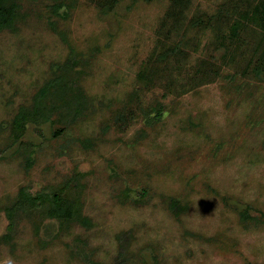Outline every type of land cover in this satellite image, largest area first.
Masks as SVG:
<instances>
[{
  "label": "rangeland",
  "instance_id": "rangeland-1",
  "mask_svg": "<svg viewBox=\"0 0 264 264\" xmlns=\"http://www.w3.org/2000/svg\"><path fill=\"white\" fill-rule=\"evenodd\" d=\"M226 1L190 0L165 40L179 44L156 66L172 71L167 97L143 72L165 52L172 0H125L108 13L96 0L23 1L18 31L0 34V238L22 187L34 194L77 173L92 224L62 231L45 219L37 231L22 216L12 242L0 241V264H264V81L220 65L214 32L194 23ZM201 60L223 75L195 84ZM62 75L76 78L87 108L56 101L14 138L19 110ZM156 106L161 118L147 122ZM142 192L145 203L124 197Z\"/></svg>",
  "mask_w": 264,
  "mask_h": 264
},
{
  "label": "trees",
  "instance_id": "trees-1",
  "mask_svg": "<svg viewBox=\"0 0 264 264\" xmlns=\"http://www.w3.org/2000/svg\"><path fill=\"white\" fill-rule=\"evenodd\" d=\"M24 0H0V34L7 30L16 32L20 23L25 19L26 13L23 11ZM98 2L101 13L112 12L118 4L125 0H96ZM55 7L60 9L67 5L65 0H55ZM190 0H172L169 12L166 13L162 21V29L165 39L161 49L165 52L159 55L157 62L151 64L149 69L143 72L145 78L149 79L152 86L163 81V96L167 97L173 88L172 71L167 69H159L156 66L168 60L170 54H174L179 49V44L174 47L166 45L165 40L170 38L172 31L182 25L185 19V12L189 8ZM191 21V20H190ZM194 23L198 26L206 25L208 29L214 32V38L209 44L213 51L225 50L221 58L220 65H233L237 71L244 77L256 76L264 81V0H227L219 5L218 12L213 15L203 13L195 17ZM181 52V51H180ZM214 58V57H212ZM209 60V58H206ZM216 60V59H215ZM219 63V62H218ZM83 68L87 65L86 61L80 60L78 63ZM78 65V66H79ZM213 64L206 60H201V65L194 70L193 79L195 84H202L205 81H215L218 79L223 66ZM69 66V65H68ZM81 68V67H80ZM220 69V71H219ZM223 75V74H222ZM253 76V77H254ZM76 78L62 75L60 78L49 82L37 94L34 104L31 108H21L15 117L13 137L16 138L18 133H22L26 122L36 119H48L58 110L57 103L59 100L68 101V106L75 108L79 105V111L87 108L89 100L84 93L78 89L79 83ZM66 99V100H65ZM51 102L49 103V101ZM152 113L146 115L147 122L151 119H160V106L155 107ZM132 117V116H131ZM128 117L124 114L118 116L117 120L125 123ZM150 117V118H149ZM61 130L56 131L55 137L61 135ZM84 175L77 173L76 176L67 179L57 185L46 186L43 190L31 193L26 187L19 190L17 197L10 205L5 206L7 217L10 220L8 234L2 236L0 241L11 243L17 230V221L22 216L33 219L35 230H39V226L43 220H56L62 231L69 230L70 227L80 224L84 227L92 224L91 220L84 216V206L82 201V193L78 190L80 180ZM77 187V188H76ZM127 200L135 203H145L149 199L148 192H142L140 195L125 194ZM171 209L182 213L185 208L181 206L178 200L171 199ZM254 220V219H253ZM257 221V219L255 220Z\"/></svg>",
  "mask_w": 264,
  "mask_h": 264
}]
</instances>
